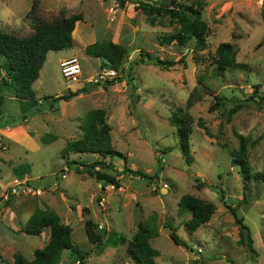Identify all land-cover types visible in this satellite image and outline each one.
Masks as SVG:
<instances>
[{
  "label": "rangeland",
  "instance_id": "1",
  "mask_svg": "<svg viewBox=\"0 0 264 264\" xmlns=\"http://www.w3.org/2000/svg\"><path fill=\"white\" fill-rule=\"evenodd\" d=\"M150 1L0 0V31L19 37L33 32V20L28 16L33 3L38 17L47 23L62 16L83 17L73 31V48L49 52L32 85L42 113H24L26 122H22L17 101L6 96L2 103L1 129L11 127L13 121L17 128L11 130L12 141L0 138V222L5 220L6 226L21 232L22 224H12L10 217L22 221L36 210L53 211L71 226L73 244L89 252L85 264H132L125 246L107 248L95 256L84 233L85 219L128 240L138 224L154 223L158 234L150 239V245L159 253L155 264H264V183L244 181L238 167L231 165L229 154L238 149L243 137L249 143L247 160L252 172L264 171V105L246 102L249 97L256 98V86L264 94V5L242 0H178L201 6L202 19L209 28L206 49L194 54L189 45H159L158 37L175 33L178 27L164 17L150 25L137 5ZM95 42L124 46L127 56L119 77L131 76L112 86L86 84L105 68L98 58L85 53L86 46ZM221 43L233 46L236 62L244 67L214 75L213 57ZM140 51L149 53L151 60L143 57L141 61ZM72 56L78 58L83 76L67 89L60 63ZM156 59L176 64L164 69L154 63ZM130 78L135 80L133 84ZM73 92L79 94L68 102L61 101L57 108H50L45 101V97ZM216 98H225V105L210 110ZM238 104L241 108L228 120V111ZM95 109L105 111L112 146L124 155L105 162L116 172L127 167L147 176L157 174V179L148 183L121 173L119 187L107 190L81 166L94 162L95 155L62 157L66 143L81 136L86 113ZM178 110L189 119L192 129L190 165L181 155L177 128L170 121ZM49 135L56 140L43 144L42 138ZM25 163L31 168L22 181L42 193H20L5 199L16 186L13 167ZM184 195L216 207L210 221L192 234L185 227L190 214L179 212L178 202ZM228 206L235 208V216L248 227L255 256L237 243L240 228ZM10 210L12 215H7ZM167 223L186 247L173 243L164 228ZM6 226L0 223V234L10 235L14 244L6 241L4 248L30 259L43 245L34 236L13 235ZM45 234H49L48 229ZM3 253L0 246V264H8L10 255ZM60 264H72L67 252Z\"/></svg>",
  "mask_w": 264,
  "mask_h": 264
},
{
  "label": "trees",
  "instance_id": "2",
  "mask_svg": "<svg viewBox=\"0 0 264 264\" xmlns=\"http://www.w3.org/2000/svg\"><path fill=\"white\" fill-rule=\"evenodd\" d=\"M123 4L126 0H120ZM140 9L147 17L150 25H155L158 17L169 19L170 23L177 25L175 33L166 34L158 37L159 45L175 44L180 47L191 46L194 54L203 52L207 46L209 28L202 19L201 6L187 5L178 0H156L137 2ZM28 16L33 20V32L26 37H19L0 31V117L1 106L6 96L12 97L17 101L18 108L22 114V122H26L24 113H40L38 109L40 100L35 98L32 90L33 83L39 78V73L49 52H60L73 48V31L77 22L83 20L81 14L71 15L69 17H60L51 23L42 21L36 13V5L33 3ZM86 55L98 58L103 64L102 67L114 69L118 72L124 59L127 56V50L124 46L112 42H95L86 46ZM141 61L146 57L151 60L149 53L140 51ZM154 63L164 69L174 66L173 61H162L156 59ZM214 75L221 76L227 69H237L244 67L236 62V51L229 43H221L215 50L213 57ZM128 74L125 78L130 77ZM124 77H117L107 81L105 85L112 86L122 82ZM133 84V78L128 79ZM201 82V81H199ZM259 86L255 87L254 94L256 98L249 97L246 102L259 103L264 105V94H260ZM84 91V90H80ZM78 92L69 93L57 97H45L48 106L58 107L61 101L68 102L77 96ZM191 98V97H190ZM256 99V100H255ZM225 98H216V103L210 107V110H217L225 105ZM241 108V104L235 105L228 111V120ZM181 110L172 114L171 124L177 128L179 148L184 161L190 165L193 158L190 152V135L192 132L190 121L185 115H181ZM198 126L203 128L201 122ZM206 133L207 130L204 129ZM56 140L54 136L43 137V144L51 143ZM249 143L247 139L241 137L237 150H232L230 154L231 165L238 167L239 174L244 181H253L255 183H264V171L252 172L247 160V150ZM165 153V152H162ZM70 154H88L95 155L97 159L91 164H81L89 177L96 180L102 187L113 185L118 186L117 177L122 174H128L132 177L142 179L152 183L157 179V174L147 176L139 170H131L124 167L122 172H116L110 163L105 162L107 158H124V155L117 152L111 141V128L106 121V113L102 109L90 110L84 117L81 126V136L78 139L69 141L63 148L61 155L63 158ZM31 165L28 163L13 167L12 175L17 180H22L30 173ZM198 181V180H196ZM221 200L224 194L220 192ZM179 212H188L190 219L185 222L188 233H194L200 226L208 223L216 211V207L205 200L192 195H184L178 202ZM235 218V223L239 225L238 244L244 246L246 250L255 256L253 240L249 234L248 227L242 224L234 212L235 208L229 207ZM168 224V223H167ZM165 225L169 230V237L175 245L186 247L176 235V230L171 226ZM84 233L89 244L92 245V253L95 256H101L107 248L126 247V253L132 264H155V259L159 253L150 245V239L156 237L158 230L154 223H140L130 240L116 232L107 233L103 229H98V224L91 219L84 220ZM155 228V229H154ZM49 229V239L47 243L39 249H35L32 258L29 260L20 253L13 255L12 264H60L64 252L69 254L72 264H85L84 260L89 256L88 251H82L72 242V228L64 224L60 217L53 211L44 209L36 210L22 226L21 232L29 236H40L41 233Z\"/></svg>",
  "mask_w": 264,
  "mask_h": 264
},
{
  "label": "built area",
  "instance_id": "3",
  "mask_svg": "<svg viewBox=\"0 0 264 264\" xmlns=\"http://www.w3.org/2000/svg\"><path fill=\"white\" fill-rule=\"evenodd\" d=\"M245 3H252L257 4L258 6L264 5V0H242ZM60 72L62 77L64 78L67 89L71 86L78 84L83 76V70L80 65V62L77 57H70L68 59L63 60L60 63ZM118 71L110 68H103L100 69L94 76H91L85 83L88 85H96V84H103L107 81H111L117 77H119ZM41 103V101H39ZM62 177L64 178L65 175L63 174ZM16 186H13L9 190V195L5 197L7 199L9 196L19 195L20 193L23 194H36L40 195L42 193L41 189H35L26 184V181L22 180H15ZM107 190H113L115 187L113 185H109L104 187ZM104 199H102L101 204H103ZM98 229H104L102 225H98Z\"/></svg>",
  "mask_w": 264,
  "mask_h": 264
},
{
  "label": "crops",
  "instance_id": "4",
  "mask_svg": "<svg viewBox=\"0 0 264 264\" xmlns=\"http://www.w3.org/2000/svg\"><path fill=\"white\" fill-rule=\"evenodd\" d=\"M73 57V56H72ZM7 99H11V100H15L14 98H12V97H8ZM16 101V100H15ZM40 113H42V112H40ZM38 114V113H37ZM11 124V127H9V126H5L4 128L5 129H1V127H0V138H2L3 136H6L5 138H7L8 140H13L12 138H11V136L13 137V135L11 134V130L12 129H14V128H17V124H16V127H13L14 126V121H13V123H10ZM11 141H10V143H11ZM0 142H2V139H0ZM8 212V213H7ZM6 213H7V215H12V212H11V210L10 211H7ZM23 216V215H22ZM31 215H29V216H27V217H25L22 221H19L15 216H13V217H10L9 218V221H11L12 222V224H16V225H18L19 224V222L22 224V226L27 222V220L29 219V217H30ZM1 224H3L4 226H6V225H8L7 224V222L4 220H2V222H0ZM6 227H9V229H11L12 230V232H13V235H18V233H20V234H23V236H25L26 234H24L23 232H18V230H16V228H14L13 226H6ZM11 227V228H10ZM49 230V229H48ZM44 231H47V229L46 230H44ZM44 231L41 233V235L40 236H34V237H36L38 240H39V245L40 244H43V245H41L40 246V248H42L46 243H47V241H48V239H49V234H45L44 236H43V233H44ZM29 236V235H28ZM43 239V241H40V240H42ZM9 242L11 245H13L14 243H13V239L11 238V236L10 235H2V234H0V246L3 248V251H5V253H3V254H9L10 255V260L8 261V264H12V262H13V255L15 254V252H12V248H11V250L10 249H6V247L4 248L3 246H4V243L5 242ZM17 252V251H16ZM18 253V252H17ZM33 253V252H32ZM31 257H32V255H31ZM31 259V258H30ZM29 259V260H30Z\"/></svg>",
  "mask_w": 264,
  "mask_h": 264
}]
</instances>
